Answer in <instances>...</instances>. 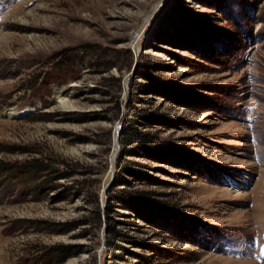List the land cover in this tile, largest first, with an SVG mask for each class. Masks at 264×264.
I'll use <instances>...</instances> for the list:
<instances>
[{
	"label": "rangeland",
	"instance_id": "rangeland-1",
	"mask_svg": "<svg viewBox=\"0 0 264 264\" xmlns=\"http://www.w3.org/2000/svg\"><path fill=\"white\" fill-rule=\"evenodd\" d=\"M0 264H264V0H0Z\"/></svg>",
	"mask_w": 264,
	"mask_h": 264
},
{
	"label": "trees",
	"instance_id": "trees-1",
	"mask_svg": "<svg viewBox=\"0 0 264 264\" xmlns=\"http://www.w3.org/2000/svg\"><path fill=\"white\" fill-rule=\"evenodd\" d=\"M132 114L134 115V117H136V120H140V121H143L145 123L151 121V118L153 117V115H148L145 111L140 110V109H138L136 107L133 108ZM136 120H134L133 122H128L127 125H126V135L129 136L131 140L133 138H135V135L138 132L137 129H136V128H138ZM134 126H136V127H134ZM143 141H144V138H143ZM132 142H134V141H132ZM139 142H140V139H138V143ZM145 146H146L145 143L142 142L140 145L137 144L134 149L135 150H145V151H147V149H146L147 146L146 147ZM121 199L122 198L120 197V199H118V200H121Z\"/></svg>",
	"mask_w": 264,
	"mask_h": 264
},
{
	"label": "water",
	"instance_id": "water-1",
	"mask_svg": "<svg viewBox=\"0 0 264 264\" xmlns=\"http://www.w3.org/2000/svg\"><path fill=\"white\" fill-rule=\"evenodd\" d=\"M118 133L116 134V137H115V144H114V146H115V151H114V153L113 154H111V162H113V160H114V158H115V155H116V152H117V150H118V144H117V138H118Z\"/></svg>",
	"mask_w": 264,
	"mask_h": 264
}]
</instances>
